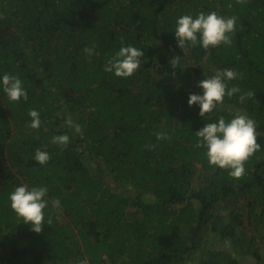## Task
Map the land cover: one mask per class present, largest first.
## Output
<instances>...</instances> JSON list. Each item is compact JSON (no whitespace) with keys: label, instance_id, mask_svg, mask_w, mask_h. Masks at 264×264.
Returning a JSON list of instances; mask_svg holds the SVG:
<instances>
[{"label":"trees","instance_id":"obj_1","mask_svg":"<svg viewBox=\"0 0 264 264\" xmlns=\"http://www.w3.org/2000/svg\"><path fill=\"white\" fill-rule=\"evenodd\" d=\"M199 11L237 17L230 44L177 45L176 18ZM122 43L144 50L128 77L104 70ZM224 68L239 73L228 86L240 92L203 117L189 93ZM5 72L28 98L0 90V264H264V148L234 178L208 163L196 134L238 111L264 133V0H0ZM63 133L67 146L53 144ZM37 148L51 155L44 165ZM25 182L61 201L40 233L10 206ZM213 237L228 249L212 248Z\"/></svg>","mask_w":264,"mask_h":264},{"label":"clouds","instance_id":"obj_2","mask_svg":"<svg viewBox=\"0 0 264 264\" xmlns=\"http://www.w3.org/2000/svg\"><path fill=\"white\" fill-rule=\"evenodd\" d=\"M237 17L235 15L225 16L216 11H199L196 14H183L176 18L174 35L177 45L183 48L184 52L190 45H199L208 50L221 44L231 43L230 33L236 31ZM86 53H93V47H86ZM144 50L132 44H121L104 65V70L119 77H128L140 66V58ZM180 56L172 59L171 64H179ZM210 76L198 81V87L202 92L189 93L188 104L198 105L200 115L205 117L207 113L215 111L224 102L226 96L231 97L240 92L236 86L229 87L228 81L234 80L239 73L232 68L216 69L210 71ZM0 90L11 101L19 102L27 100L28 91L24 81L19 75L5 72L0 74ZM251 91L243 93L240 100L252 96ZM30 127L38 129L41 125V115L38 109H30L28 112ZM65 123L80 132L81 125L75 122L71 116L66 117ZM256 121L243 112H237L231 118L226 119L220 116L218 119L206 122L205 125L196 131L198 136L197 146L205 150L208 163L212 166L227 169L228 174L234 178H240L246 173L245 162L256 151L264 148L258 142V137L264 133L258 131ZM158 139H164L166 132L156 134ZM70 136L67 133L57 134L52 137V143L60 146H67ZM39 164H46L51 155L48 151L37 148L33 157ZM48 187L46 185H29L21 183L14 186L9 192L8 199L10 206L18 218L29 224L31 229L40 233L44 224H50L46 217L45 210L49 203L53 208L59 209L61 201L47 198ZM86 264V261H80Z\"/></svg>","mask_w":264,"mask_h":264},{"label":"rangeland","instance_id":"obj_3","mask_svg":"<svg viewBox=\"0 0 264 264\" xmlns=\"http://www.w3.org/2000/svg\"><path fill=\"white\" fill-rule=\"evenodd\" d=\"M210 243H211L210 245H211L212 248H215V249H226V250L228 249L227 245L223 241L219 240L217 237H213L211 239ZM192 264H196V262L194 261V262H192ZM245 264H252V262H250L248 260V262H246Z\"/></svg>","mask_w":264,"mask_h":264}]
</instances>
